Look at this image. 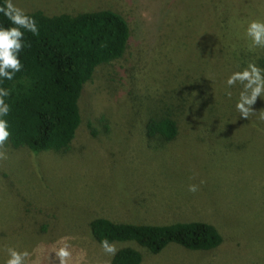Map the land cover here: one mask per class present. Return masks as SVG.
<instances>
[{"label": "rangeland", "instance_id": "obj_1", "mask_svg": "<svg viewBox=\"0 0 264 264\" xmlns=\"http://www.w3.org/2000/svg\"><path fill=\"white\" fill-rule=\"evenodd\" d=\"M13 2L47 15L111 9L127 19L131 39L84 85L67 149L0 147V264L9 247L27 250L26 264H59L65 241L69 264H110L90 232L98 217L203 221L222 236L215 248L169 244L156 254L111 243L139 250L141 264H264V96L243 118L235 109L241 86L225 83L250 63L264 69V48L244 33L250 20H264V0ZM161 117L177 122L172 140L147 134L146 122Z\"/></svg>", "mask_w": 264, "mask_h": 264}, {"label": "trees", "instance_id": "obj_2", "mask_svg": "<svg viewBox=\"0 0 264 264\" xmlns=\"http://www.w3.org/2000/svg\"><path fill=\"white\" fill-rule=\"evenodd\" d=\"M5 3L0 0V7ZM26 13L37 21L39 34L25 32L20 54L23 69L2 85L11 89L8 119L12 134L5 144L32 152L65 150L82 121L78 101L84 85L99 65L124 56L131 28L122 14L111 9L55 15L41 10ZM11 26L0 12V27ZM260 63L264 68V58ZM146 128L149 137L158 136L161 141L172 140L178 131L177 122L170 117L150 118ZM89 228L100 245L105 239L109 243L134 241L154 254L169 244L207 250L222 242L217 228L203 221L136 224L98 217L89 222ZM141 261L139 250L125 246L117 249L110 264Z\"/></svg>", "mask_w": 264, "mask_h": 264}, {"label": "clouds", "instance_id": "obj_3", "mask_svg": "<svg viewBox=\"0 0 264 264\" xmlns=\"http://www.w3.org/2000/svg\"><path fill=\"white\" fill-rule=\"evenodd\" d=\"M0 12L9 19L12 25L11 27H0V147H3L12 133L8 119L11 112V104L8 102L11 89L2 85L4 81H12L15 75L22 71L23 63L20 54L25 47V32L38 35L39 27L37 21L18 7L13 0H6L4 6L0 7ZM244 33L252 47L264 48V20H250ZM225 83L228 89L237 84L241 86L235 102V109L240 113V116L249 118L256 114L251 106L258 97L264 96V69L250 63L247 67L232 72ZM226 95L231 98L232 92L227 91ZM5 158V153L0 151V159ZM197 190L198 186L195 184L188 186L189 192L194 193ZM101 247L110 256H114L117 251L115 245L106 239L101 242ZM70 248V244L65 241L55 252L59 264H69L72 258ZM29 258L30 253L27 250L9 247L4 264H26Z\"/></svg>", "mask_w": 264, "mask_h": 264}]
</instances>
